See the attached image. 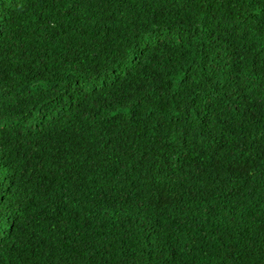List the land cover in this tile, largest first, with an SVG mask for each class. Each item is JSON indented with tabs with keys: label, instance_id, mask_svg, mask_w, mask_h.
I'll use <instances>...</instances> for the list:
<instances>
[{
	"label": "trees",
	"instance_id": "trees-1",
	"mask_svg": "<svg viewBox=\"0 0 264 264\" xmlns=\"http://www.w3.org/2000/svg\"><path fill=\"white\" fill-rule=\"evenodd\" d=\"M0 264H264V0H0Z\"/></svg>",
	"mask_w": 264,
	"mask_h": 264
}]
</instances>
